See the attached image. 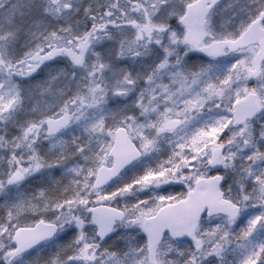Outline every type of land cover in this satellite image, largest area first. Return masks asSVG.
Segmentation results:
<instances>
[{
    "label": "snow or ice",
    "instance_id": "6c2138e0",
    "mask_svg": "<svg viewBox=\"0 0 264 264\" xmlns=\"http://www.w3.org/2000/svg\"><path fill=\"white\" fill-rule=\"evenodd\" d=\"M0 264H264V0H0Z\"/></svg>",
    "mask_w": 264,
    "mask_h": 264
}]
</instances>
